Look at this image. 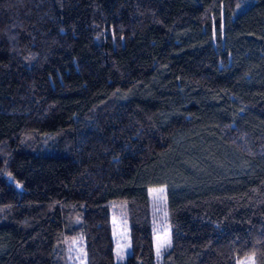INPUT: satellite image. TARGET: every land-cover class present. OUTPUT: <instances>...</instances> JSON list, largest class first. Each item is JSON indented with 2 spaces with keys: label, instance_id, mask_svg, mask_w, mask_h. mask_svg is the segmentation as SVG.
Masks as SVG:
<instances>
[{
  "label": "trees",
  "instance_id": "1",
  "mask_svg": "<svg viewBox=\"0 0 264 264\" xmlns=\"http://www.w3.org/2000/svg\"><path fill=\"white\" fill-rule=\"evenodd\" d=\"M153 184L161 264H264V0H0V264H114L118 206L156 264Z\"/></svg>",
  "mask_w": 264,
  "mask_h": 264
},
{
  "label": "rangeland",
  "instance_id": "2",
  "mask_svg": "<svg viewBox=\"0 0 264 264\" xmlns=\"http://www.w3.org/2000/svg\"><path fill=\"white\" fill-rule=\"evenodd\" d=\"M151 207L153 211L152 231L156 264H161L164 249L170 242V225L166 212V192L164 184L148 186ZM115 211V210H114ZM112 211V236L114 240V264H124L130 251L129 225L124 210L118 206ZM81 248V247H80ZM78 247V251L80 252ZM82 249H84L82 247ZM77 264H86L85 256H79ZM237 264H252L249 259L239 260Z\"/></svg>",
  "mask_w": 264,
  "mask_h": 264
}]
</instances>
